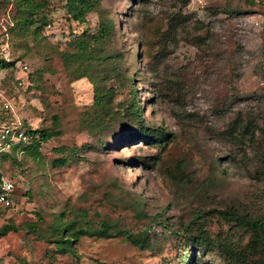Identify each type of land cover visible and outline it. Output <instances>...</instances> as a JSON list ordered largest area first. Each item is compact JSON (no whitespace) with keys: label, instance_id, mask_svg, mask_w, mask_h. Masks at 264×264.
<instances>
[{"label":"rangeland","instance_id":"obj_1","mask_svg":"<svg viewBox=\"0 0 264 264\" xmlns=\"http://www.w3.org/2000/svg\"><path fill=\"white\" fill-rule=\"evenodd\" d=\"M46 1L48 22L33 35L15 26L13 0H0V56L14 61L0 68V121L61 131L0 159L16 185L0 227H17L0 235V264H246L236 253L249 229L220 211L264 213V0H102L134 83L108 78L112 107L134 97L144 123L170 133L161 143L130 136L119 112L100 134L84 124L93 84L73 79L59 51L94 29L97 13L78 21L66 0ZM60 213L146 230L150 246L82 236L64 251L50 226Z\"/></svg>","mask_w":264,"mask_h":264},{"label":"trees","instance_id":"obj_2","mask_svg":"<svg viewBox=\"0 0 264 264\" xmlns=\"http://www.w3.org/2000/svg\"><path fill=\"white\" fill-rule=\"evenodd\" d=\"M246 1L251 2L253 0ZM13 2L17 10V15L14 18L15 26L21 31H27L33 35L40 34L42 28L48 22V17L43 11L47 6V1L13 0ZM64 8L69 17L78 21H84L86 15L90 12L97 13L98 18L94 29H84L79 35L70 38L67 41L68 46L59 51L61 59L73 79L85 76L93 84V102L90 108L84 111V124L87 127L94 128L96 134H100L112 125L110 119L112 112H119L123 116H128L134 124L130 136H141L150 142L158 143H161L164 139L169 140L170 133L165 131L162 126L144 123L140 107L134 97L126 99L120 109L112 107L114 105V93L113 87L106 85L108 78L116 77L118 80H125L129 90L134 88V83L130 75L127 73L122 74L121 56L115 45L116 22L105 11L102 0H66ZM181 25V20L177 19L175 25H172L173 31L176 30L175 32H177L178 28H183L180 27ZM13 63L14 61L0 56V68L9 67ZM60 133L61 131L55 126L34 129L29 127L30 141L21 145L20 148H18V144L11 145L9 150L0 152V159L13 155L18 149L25 148L29 151H35L41 141H46ZM68 158L67 155H63L57 158V161L65 163ZM220 213L229 221L233 220L249 229L248 244L236 253L237 257L246 264L247 262L248 264H264V213L254 217L240 215L229 209H223ZM50 226L55 238L54 241H56L58 248L64 251L69 250L72 252L74 243L82 236L110 237L120 235L135 246L145 248L150 246L149 234L146 230L133 233L126 228L114 226L113 223L104 219L100 221L99 225H90L80 222L75 217L63 219L62 213H60L55 215ZM16 228L13 223H5L0 227V235ZM253 253L258 254L259 258L249 259L248 256ZM229 254L232 256L231 252Z\"/></svg>","mask_w":264,"mask_h":264},{"label":"built area","instance_id":"obj_3","mask_svg":"<svg viewBox=\"0 0 264 264\" xmlns=\"http://www.w3.org/2000/svg\"><path fill=\"white\" fill-rule=\"evenodd\" d=\"M49 26V23H48ZM69 33L66 38H69ZM0 87V111L8 108V102L3 99ZM29 127L15 119L0 121V152L7 151L13 144H27L30 141ZM16 193L15 181L0 169V208H9L14 204Z\"/></svg>","mask_w":264,"mask_h":264}]
</instances>
